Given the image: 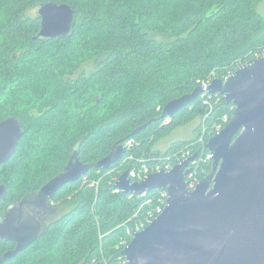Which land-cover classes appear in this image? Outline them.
<instances>
[{
  "label": "trees",
  "instance_id": "trees-1",
  "mask_svg": "<svg viewBox=\"0 0 264 264\" xmlns=\"http://www.w3.org/2000/svg\"><path fill=\"white\" fill-rule=\"evenodd\" d=\"M46 3L75 10L68 35L39 37L38 10ZM263 5L264 0H0V121L16 117L24 127L16 153L0 166V185L8 190L0 216L58 176L75 150L83 163L95 164L116 145L126 148L110 169L93 168L61 188L51 204L62 215L6 264H126L123 242L132 240L127 227L137 221L141 204L162 192L139 199L118 191L116 183L125 171L144 165L176 166L187 153L194 161L204 157L200 181L212 172L206 145L227 126L224 118L231 120L234 104L202 93L172 117L163 118V110L204 82L225 79L264 56ZM190 125V139L157 148ZM51 152H57L53 159ZM14 248L0 241V259Z\"/></svg>",
  "mask_w": 264,
  "mask_h": 264
},
{
  "label": "water",
  "instance_id": "water-1",
  "mask_svg": "<svg viewBox=\"0 0 264 264\" xmlns=\"http://www.w3.org/2000/svg\"><path fill=\"white\" fill-rule=\"evenodd\" d=\"M74 15L69 5H42L39 37L68 35ZM204 92L220 94L235 106L231 121L207 144L212 172L190 190L187 176L193 156L171 172L151 174L141 183H132L125 171L116 183L125 194L158 189L169 195L163 213L124 248L128 264H264V56L239 66L226 79L215 78L207 88L200 86L171 101L162 117L174 116ZM23 136L18 118L0 121V166L16 153ZM125 153L123 145H116L106 158L85 164L75 150L58 176L9 207L0 217V241L12 242L15 248L3 255L0 264L15 259L43 235L33 209L44 208L61 188L91 169H110ZM7 193V186L0 185V202Z\"/></svg>",
  "mask_w": 264,
  "mask_h": 264
},
{
  "label": "built area",
  "instance_id": "built-area-1",
  "mask_svg": "<svg viewBox=\"0 0 264 264\" xmlns=\"http://www.w3.org/2000/svg\"><path fill=\"white\" fill-rule=\"evenodd\" d=\"M261 57H263V56H261ZM212 80H209L208 82H204L202 86L207 88L209 86V84L212 82ZM204 93L209 94L207 92H204ZM209 95L212 96L214 94H209ZM224 120H225L224 122H226L227 125L231 121V120L228 121L227 117H225ZM222 130H221V128H218L219 132ZM200 142L202 144H205V142L202 138L200 139ZM130 145H131V143L128 144V146H130ZM206 147H207V145H206ZM189 154L190 153L184 154L182 161L179 164H182L183 162H185L186 160H188L192 156V155L190 156ZM203 160H204V157L202 156L198 161H192L190 163L191 166L189 168L191 169V172L187 176V182L189 183L190 190H194L197 187V185L201 182L198 179L197 175H198L199 169L202 166ZM207 160H212V156H211L210 152H209V155L207 156ZM160 161H162V158H160ZM174 167L175 166H172L171 164L163 165L161 163H158L154 166L144 165L140 171H136V170L129 171V177H130L132 183H136V182L141 183L151 174H156V173H159L162 171L169 173L174 169ZM97 184L98 183L96 182L95 185H97ZM93 185H94V183H93ZM118 191H121V190L118 189ZM160 191L162 192V196L156 197V198H154V197L147 198L146 201L143 202L141 204L140 208L136 211L135 217L138 218L137 221L135 222V224L132 227H127V233L131 238H133L136 233H139V232L145 230L148 226H150L153 223V221L155 219H157L163 213L165 207L167 206V201H168L169 195L167 192H165L163 190H160ZM148 194H149L148 192H145L143 194H140V195L136 194V195H138L139 199H143V198H146V196ZM130 195H134V194H130ZM148 196H150V195H148ZM143 216H144V218H143ZM101 238H102V236H101ZM128 245H129V243L123 242L124 247H126ZM126 264H128L127 261H126Z\"/></svg>",
  "mask_w": 264,
  "mask_h": 264
},
{
  "label": "rangeland",
  "instance_id": "rangeland-1",
  "mask_svg": "<svg viewBox=\"0 0 264 264\" xmlns=\"http://www.w3.org/2000/svg\"><path fill=\"white\" fill-rule=\"evenodd\" d=\"M170 5H171V2L168 3V6H170ZM35 12L37 13V10H35ZM38 12H39V10H38ZM261 12H262V15L264 16V5L261 7ZM216 78H218V77H216ZM2 105H4V104H2ZM193 128H194L193 125H190L189 127H185V128H180L170 138H167V139L161 141L158 144L157 148L162 149V150H166L168 145L170 144V142L172 143L173 141H179V140L181 141V139H190L194 134ZM56 146L54 148H56ZM56 155H57V152H51L49 154V158L53 159L56 157ZM51 207L53 208L54 206H52V204H51ZM52 210H53V212H52L50 221H53L62 215L61 210L56 211L54 208ZM44 222H41V225H43L44 229H45V227L47 226L46 225L47 223H44Z\"/></svg>",
  "mask_w": 264,
  "mask_h": 264
},
{
  "label": "flooded vegetation",
  "instance_id": "flooded-vegetation-1",
  "mask_svg": "<svg viewBox=\"0 0 264 264\" xmlns=\"http://www.w3.org/2000/svg\"><path fill=\"white\" fill-rule=\"evenodd\" d=\"M191 165H189L190 167ZM53 208L51 207V201L48 203V205H46L44 208H41V209H33V212H37V218L39 221L41 222H44V223H49L51 222V215H52V210ZM32 210V209H31ZM0 217H3V216H0ZM46 224V225H47ZM42 228L44 230V226L42 225Z\"/></svg>",
  "mask_w": 264,
  "mask_h": 264
}]
</instances>
